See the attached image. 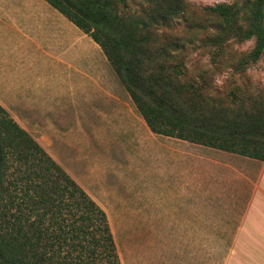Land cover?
Returning a JSON list of instances; mask_svg holds the SVG:
<instances>
[{
	"label": "trees",
	"instance_id": "trees-1",
	"mask_svg": "<svg viewBox=\"0 0 264 264\" xmlns=\"http://www.w3.org/2000/svg\"><path fill=\"white\" fill-rule=\"evenodd\" d=\"M46 1L100 46L152 132L264 160L262 93L239 97L232 88L220 98L213 86L185 82L184 55L176 60L208 45L216 62L226 49L218 41L240 34L254 45L233 69L256 64L264 0L208 5L204 19L177 33L164 26L189 19L184 0H143L140 10L128 0ZM194 26L214 29L216 40L191 45ZM0 264H122L105 209L1 103Z\"/></svg>",
	"mask_w": 264,
	"mask_h": 264
},
{
	"label": "rangeland",
	"instance_id": "rangeland-1",
	"mask_svg": "<svg viewBox=\"0 0 264 264\" xmlns=\"http://www.w3.org/2000/svg\"><path fill=\"white\" fill-rule=\"evenodd\" d=\"M184 1L189 19L176 18L165 30L184 31L193 19H204L208 5L247 0ZM142 3L128 0L133 9ZM69 22L65 19L57 34L64 41L63 67L20 63L23 69L16 73L31 76L0 77V103L105 209L122 264H226L235 223L197 221L217 216L184 209L183 197L176 196L183 156L175 153V140L148 128L100 46ZM194 28L191 45L216 40L214 29L211 34ZM218 43L226 49L216 62L208 45L178 53L177 61L184 55L185 82L213 86L220 98L232 88L239 97L241 92L264 97V57L244 70L233 69L253 48V38L224 34ZM50 73L54 76L47 77Z\"/></svg>",
	"mask_w": 264,
	"mask_h": 264
},
{
	"label": "crops",
	"instance_id": "crops-1",
	"mask_svg": "<svg viewBox=\"0 0 264 264\" xmlns=\"http://www.w3.org/2000/svg\"><path fill=\"white\" fill-rule=\"evenodd\" d=\"M65 19L46 0H0V77L31 76L16 73L25 62H59L63 67L64 41L57 34L63 33ZM168 138L183 156V183L176 196L183 197L184 209L217 216L197 221L235 223L226 264H264V160Z\"/></svg>",
	"mask_w": 264,
	"mask_h": 264
}]
</instances>
